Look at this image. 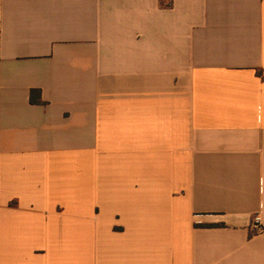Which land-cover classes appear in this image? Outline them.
<instances>
[{"label":"crops","instance_id":"0c3cea01","mask_svg":"<svg viewBox=\"0 0 264 264\" xmlns=\"http://www.w3.org/2000/svg\"><path fill=\"white\" fill-rule=\"evenodd\" d=\"M0 264H264V0H0Z\"/></svg>","mask_w":264,"mask_h":264},{"label":"built area","instance_id":"2783aa9c","mask_svg":"<svg viewBox=\"0 0 264 264\" xmlns=\"http://www.w3.org/2000/svg\"><path fill=\"white\" fill-rule=\"evenodd\" d=\"M252 228L254 229V231L259 232L262 230V221H261V217L257 216L255 217L253 224H252Z\"/></svg>","mask_w":264,"mask_h":264},{"label":"trees","instance_id":"16d2710c","mask_svg":"<svg viewBox=\"0 0 264 264\" xmlns=\"http://www.w3.org/2000/svg\"><path fill=\"white\" fill-rule=\"evenodd\" d=\"M35 93H36L35 91H32V93H31V102L33 104L41 103V99L40 100L35 99Z\"/></svg>","mask_w":264,"mask_h":264}]
</instances>
